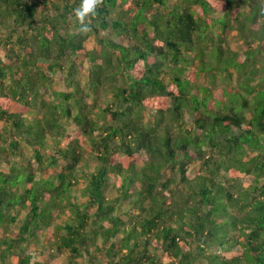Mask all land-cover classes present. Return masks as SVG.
<instances>
[{"label":"trees","instance_id":"obj_1","mask_svg":"<svg viewBox=\"0 0 264 264\" xmlns=\"http://www.w3.org/2000/svg\"><path fill=\"white\" fill-rule=\"evenodd\" d=\"M80 4L0 0V264H264V0Z\"/></svg>","mask_w":264,"mask_h":264},{"label":"rangeland","instance_id":"obj_2","mask_svg":"<svg viewBox=\"0 0 264 264\" xmlns=\"http://www.w3.org/2000/svg\"><path fill=\"white\" fill-rule=\"evenodd\" d=\"M215 14L216 15H220V12H218V13L215 12ZM228 40H229L230 48L233 51L241 52V51H244L246 49L245 44L242 41L238 40V38L235 36V33L234 32H229L228 33ZM86 47L88 49H92L93 47H95V45L92 42H87L86 43ZM79 61H80L81 65H82V69H81V71H79L78 78L81 81V83L85 84L86 81L88 80V73H89L90 66H89L88 61H86V60L80 59ZM56 79L58 80V77ZM216 81H217V83H216L217 86H214V87H220V86H222L221 80H218L217 79ZM196 82L199 83V84H201V85H203V86H206V85H208L210 83V80L208 79V75L207 74H202L196 80ZM57 89L63 91L65 89V87L58 86ZM109 99H110V94H107V93L103 92V95L102 94L100 95V101H102V102H106ZM74 113H75V111H74ZM149 114L150 113L144 114V118H145L144 120L146 122H151L152 121V117ZM66 121H67L68 125L69 124L70 125H74L71 119H68ZM0 126H1V124H0ZM71 127H73V126H71ZM23 151H24V153H25L26 156H30L32 154V150L29 149V148L23 147ZM119 161L121 162V164H122V166L124 168H126L127 165L129 164V160L126 159V157H124L123 155H119ZM94 166H95V162L91 161L90 164H89V169L90 170H93ZM140 166H141V163L139 162L136 165V167L139 168ZM198 170H199V163L198 162L192 163L190 165L189 169H188V172H187L188 177H190V178L194 177L195 174H197ZM113 196H115V194L113 192H111V193L108 194V197L109 198L110 197H113ZM120 209H121V211H124V210L128 209L127 204L126 203H121L120 204ZM12 261L15 263L16 259H12ZM197 264H206V263L201 260Z\"/></svg>","mask_w":264,"mask_h":264},{"label":"clouds","instance_id":"obj_3","mask_svg":"<svg viewBox=\"0 0 264 264\" xmlns=\"http://www.w3.org/2000/svg\"><path fill=\"white\" fill-rule=\"evenodd\" d=\"M102 3L103 0H81V4L73 10V14L80 24L79 32L88 33L91 31L88 21L91 16L95 15L97 7Z\"/></svg>","mask_w":264,"mask_h":264}]
</instances>
